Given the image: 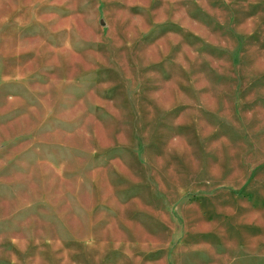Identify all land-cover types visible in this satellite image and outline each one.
Segmentation results:
<instances>
[{"label": "rangeland", "instance_id": "1", "mask_svg": "<svg viewBox=\"0 0 264 264\" xmlns=\"http://www.w3.org/2000/svg\"><path fill=\"white\" fill-rule=\"evenodd\" d=\"M0 264H264V0H0Z\"/></svg>", "mask_w": 264, "mask_h": 264}]
</instances>
